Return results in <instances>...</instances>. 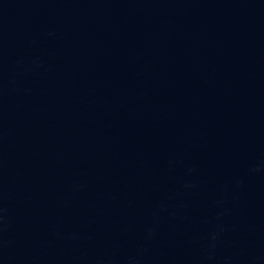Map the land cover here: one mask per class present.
Masks as SVG:
<instances>
[{"label": "water", "instance_id": "obj_1", "mask_svg": "<svg viewBox=\"0 0 264 264\" xmlns=\"http://www.w3.org/2000/svg\"><path fill=\"white\" fill-rule=\"evenodd\" d=\"M0 264H264V0H0Z\"/></svg>", "mask_w": 264, "mask_h": 264}]
</instances>
